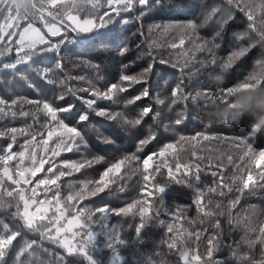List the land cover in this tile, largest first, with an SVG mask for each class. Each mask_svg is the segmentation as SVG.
Segmentation results:
<instances>
[{"label":"trees","instance_id":"1","mask_svg":"<svg viewBox=\"0 0 264 264\" xmlns=\"http://www.w3.org/2000/svg\"><path fill=\"white\" fill-rule=\"evenodd\" d=\"M51 2L0 0V25L14 5L23 17L20 28L27 24L42 26L43 21L61 23L63 20L66 23L65 17L70 12L82 19L97 20L100 13L107 11L105 20L108 22L99 31L96 27L92 32L79 34L67 29L63 34L49 37L53 45L59 42V47L48 51H42L46 45L35 50L17 51V36L0 40V99L5 101L0 108L7 113H0V133H4L0 136V154H7L9 143L13 144V152H19L33 134L37 141L46 138V125L55 126V122L45 114L44 102L57 108L75 105L71 113L58 112V117L77 128L86 145L79 151L61 152L58 157L51 158L44 170L35 177L29 176V184L20 185L29 198H33L31 189H36L34 199L37 204L31 205L33 213L40 201L46 202V219L41 222L37 218L36 223L47 224L49 219L59 215L57 208L64 213L59 221L63 225L77 219L83 223L84 218L78 214L85 208L115 211L145 198L149 204L155 202V206H159L162 198L166 209H183L182 218L175 222L178 227L201 233L199 241L194 236H185L184 248L190 256H201L192 264H264V243H260L259 231L264 226V180L258 179V174L264 170V160L258 158V153L264 151V131L251 134L252 128L264 129V120L250 114L240 119L233 116L237 101H243L250 90L264 89V49L260 47V37L264 38V0H148L146 6H136L118 15L109 10L106 0H101L104 7L98 11L92 9L88 0H75V8L63 2L55 5ZM248 14L253 18L251 21ZM249 41L255 42L250 51L225 69L223 64L229 56L242 47H249ZM25 53L30 55L29 59H23ZM17 60L21 62L17 63ZM149 63L154 68L147 84H131L120 79L123 75H138ZM253 76L255 78L250 79ZM115 84L126 87L127 91L117 93L112 101L80 91L82 88L106 91ZM177 84L183 88V98L171 96ZM145 87L150 90L149 97L135 101V96ZM59 94H65L66 99L59 100ZM86 99H97L94 110L87 109L83 102ZM28 100L36 103L29 104ZM129 100L133 102L129 104ZM148 106L151 112L142 116L143 108ZM13 111L15 117L11 114ZM99 111L118 112L121 116L113 120L98 115ZM22 112L28 115H21ZM82 113L86 114V119L80 123L77 117ZM137 118H141L140 125L125 123ZM177 118H181L182 123L176 124ZM12 127L23 129L26 134L18 132L13 142ZM200 133L209 139H204ZM153 135L155 138L150 139L142 151H137L139 141ZM181 136L186 139L182 141ZM191 137L196 139H189ZM56 140L57 137H53L49 148ZM245 142L253 152L245 154ZM170 143L174 145L173 149L160 156ZM38 155L45 154L38 150ZM47 155L51 157L50 152ZM127 155H136L139 160L126 162L118 172L105 177L104 191L80 199H67L70 194L95 189L96 183L85 188L84 181H99L109 167ZM149 155L152 160L145 173L143 160ZM94 157L102 159L79 171L63 167L65 161L79 163ZM16 162V158L9 162L13 175ZM177 163L181 165L179 171ZM197 163L199 183L193 178L195 167L191 176L183 175L184 164ZM158 165L161 167L155 171ZM23 166H31L27 155ZM49 167H53V172H48ZM170 170L177 178L190 181L192 187L172 182ZM61 171L66 175L55 185L38 184L41 179H54ZM2 172L3 164L0 163V174ZM144 174L150 175L146 188L143 187ZM248 175L254 177V187L247 181ZM0 180H3L0 236L10 235L12 231L20 233L9 247L3 264H13L17 252L26 243L33 244L22 258L27 264H92V261L95 264H184L179 252L162 242L169 235L166 228L153 221L137 237L138 217L132 219L131 213L122 218L109 213L106 224L94 223L95 239L88 257L78 252L70 253L60 246V235L51 240L48 235L24 226L16 214L17 203H21L22 210V202L15 196L17 186L2 175ZM244 182L249 183L248 188H243ZM157 184L167 185L162 194L155 192ZM194 188L203 191L205 204L211 201L205 211H211L213 215L205 216L197 209L193 203ZM209 188L216 191L209 192ZM8 190H13L12 197L7 195ZM57 193L59 203L54 198ZM237 197L238 202L232 204ZM136 211V208L132 209V212ZM148 214H152L151 207ZM160 218L166 222L171 220L163 212ZM217 222L219 229L215 227ZM117 229L125 243L109 247ZM78 231L81 229L76 227ZM217 233L222 236L223 243L209 261L207 240ZM50 235H57L55 227ZM249 239L256 240L251 247ZM244 254H247L246 260L242 259Z\"/></svg>","mask_w":264,"mask_h":264},{"label":"snow or ice","instance_id":"2","mask_svg":"<svg viewBox=\"0 0 264 264\" xmlns=\"http://www.w3.org/2000/svg\"><path fill=\"white\" fill-rule=\"evenodd\" d=\"M65 4H70L72 8L77 7L75 0H62ZM88 3L91 4V7L93 10L98 11L99 9L104 7V4L101 3V0H88ZM148 3V0H106L107 7L109 10L114 11L117 15L122 11L127 10H133L136 6L144 7ZM83 10V9H80ZM108 16V12H102L98 15L97 20L94 19H83L81 20L80 17L77 15H73L71 12L67 15L65 18L69 23L67 25L63 24V20L61 21V24L63 27L70 26L72 27L73 31H81V32H90L93 28H96L98 26L102 27L105 23L108 21L105 20V17ZM247 18L251 21L253 18L251 14H248ZM125 23L127 21H124ZM46 27L48 29V35L55 37L61 34V27H58L55 23L54 24H47L45 22ZM168 28H165V31H167ZM16 33H13L11 31L5 32V30H0V39H3L5 36H7L9 39L11 37L16 36ZM18 41L19 48L17 51H22L24 49L28 50H35L37 45H46L42 51H48L53 47L58 48L59 42H56L55 45L52 44L51 41H49L46 36L41 32V30H38L36 33H33L32 36H25L22 38L20 33H18ZM27 38V42H26ZM243 39V37H241ZM181 44L184 43L183 39L180 41ZM255 42L249 41V47H242L238 51H235L232 53V55L229 56L227 62L223 64V67L225 69H228L232 67L233 63L238 60L239 58L243 57L247 52L250 51L251 46H253ZM173 47H176L177 45H172ZM201 49H203V45L200 46ZM260 47L264 49V38L260 37ZM125 53L127 52V48L123 50ZM211 51V49H209ZM30 55L28 53H25V56L23 59H29ZM20 60H17V63H20ZM163 63V61H161ZM154 65L152 63H149L148 66L143 69L138 75H123L120 77L123 81L131 82V84H139L141 82L147 84L150 75L152 74ZM255 76L250 77V79H254ZM77 79H83L82 77H77ZM82 92H90L92 97H96L98 99L108 100L112 101L117 93H123L127 91V88L120 85L115 84L111 85L106 91H100L98 89L93 88H82L80 89ZM150 95V90L148 87H145L140 94H137L135 96V101L141 100V98H147ZM171 96L174 98H183V88L181 85L177 84L174 88V90L171 92ZM59 100L66 99L65 94H59L58 96ZM83 99V98H81ZM83 102L86 104L87 109L94 110V105L97 103V99H86L83 100ZM133 101L129 100L128 103L131 104ZM175 102V101H174ZM15 103V102H13ZM27 103L32 104L36 103L35 101L28 100ZM162 103V102H161ZM5 101L3 99H0V105H4ZM43 110L47 116L51 118L52 122H55V126L46 125L48 127V131L46 134V138H42L39 141H37L36 135L33 134L31 140L26 142L25 146H22V150L19 152H13L12 147L13 144L9 143L7 145V154H0V163L3 164V177H6L8 181H10L12 184L16 185L15 189V196L18 198L19 202H22V210H21V203H17L16 205V214L18 217L23 221V224L25 227H27L29 230L34 231H40L41 235H48V239L56 240L59 233L61 231L68 232L73 226L79 227L81 231L78 232H72L71 236H65L64 238L59 240L60 246L67 248L68 252H78L84 257L89 256V248L93 244L95 239L94 234V228L93 225L95 224H101L107 223V216L109 213L112 215L118 216V217H127L130 213L132 215V219L136 220L138 217V221L135 225V233L136 236L139 237L140 233L153 221H155V224L158 226H163L167 229V235L166 239L163 240V243L167 244V247L169 249H176L179 252L181 260L184 261V264H192V261H199L201 259L200 255L190 256L189 251L184 248V245L187 243V240L185 236L188 237L194 236L196 241L201 240V233L200 232H189L187 228L181 229L178 227L177 221H179L182 218L183 215V209L180 207H177L176 211H171L169 209L165 208L164 201L162 198L159 200V206H155V202L152 204H149L148 200L140 199L135 201L134 203L128 204L126 207L119 208L118 210H110V209H82L79 212V216H82L84 218L83 223L79 221V219L75 221H69L68 228H65L63 225L59 224V221L61 218H63V211H61L59 208H57V212H59L58 216H53L51 219L48 220L47 224H37L36 220L37 218L42 222L46 219L47 214V208L45 207V201H40L39 205L36 208L35 213H31L29 211L31 205L37 204V201L34 199L36 189L32 188V196L33 198H29L26 195L25 189L21 188L20 185L24 184L27 185L30 183L29 176L35 177L37 173L44 170V166L46 163L51 162V158L58 157L61 152H71L73 150L79 151L81 149V146L84 148L86 145L84 144V140L82 136L79 133V130L75 128L74 126H69L68 123L65 122L63 118L58 117V112L62 113H71L75 107L73 104H68L63 107H54L52 103L50 102H44ZM151 112V107H144L142 111V116H147ZM0 113H5L4 108H0ZM13 117H15L16 112L11 113ZM100 116H106L109 119H117L121 116L120 113L110 114L106 111H99L97 112ZM7 115V113H5ZM21 115H28L26 112H22ZM86 119V114H81L79 117H77V120L80 123H83ZM125 123H132L134 125H140L141 124V118H137L134 121H125ZM176 124L182 123L181 118H177L175 121ZM260 131H264V129H251V134H256ZM10 132L12 134L11 139L14 142L16 139V134L18 132L24 133L23 129H18L16 127H12L10 129ZM26 134V133H24ZM4 133H0V136H3ZM200 136H202L204 139H209L208 136H205L204 133H200ZM53 137H57V140L52 148H49L50 141L53 140ZM154 135L150 136L148 139H143L139 141L140 147L137 149V151H142L143 147L146 146L149 143L150 139H154ZM180 139L183 141L186 138L181 136ZM189 139L195 140L196 137H191ZM173 144H168L165 149H163L159 155L164 156L166 152L173 149ZM246 147V153L253 152V149L250 145H248L245 142ZM31 149V151H29ZM38 150L43 152L44 156L38 155ZM51 153V157H49L47 154ZM27 155V158L31 162L30 167H24V161L25 157ZM16 158V166H15V175H13L12 169L9 167V162L13 161V159ZM258 158L260 160H264V151H260L258 153ZM102 157H94L93 159H85L82 162H67L65 161L63 164V167L70 168L76 171H79L80 169L84 168L85 166L91 167L93 163H98ZM139 160V157L136 155H127L124 156L122 159L119 160V162L114 163L111 167H109L103 175L100 177L99 181H84V187L87 188L89 184L96 183L98 186L91 190L90 192L85 193L84 191L76 192L73 194L68 195L67 199L72 200L74 197L80 199L83 198L86 195H95L97 192L104 191L103 185H105V177H108L110 173L118 172L122 165H124L126 162L132 163L133 161ZM152 160V156L149 155L146 159L143 160V167L144 172H148L149 168V161ZM229 160L231 161V157H229ZM161 166L158 165L155 171H159V168ZM181 165L177 163L176 169L179 171ZM183 167L186 169L184 172V176H191L192 175V168L195 167L196 169V175L193 177L197 183L200 182V167L199 163L193 165V164H184ZM53 167L48 168V172H53ZM66 173L61 171L54 179H41L38 184L39 185H55L57 181L60 179V177L65 176ZM213 176L216 175L215 172L212 173ZM169 177L172 180V182L177 184H182L187 187H192L190 181L185 180L183 177L177 178L175 173H173L171 170L169 171ZM154 178V176L152 177ZM143 181L145 182L144 188L147 187V182L150 181V175L144 174L142 177ZM259 180H264V170H262L258 174ZM247 181L252 183V186H255V179L252 175L247 176ZM244 182L243 188H248L249 183ZM167 185L161 186L157 184L155 186V192H158L159 194H162L165 191ZM0 187H3V180H0ZM241 190V189H238ZM193 191L196 192V197L193 203L196 205L197 209L202 211L205 216H211L213 213L211 211H205V209L208 207V204L211 203V201H208V204H205L202 201L203 197V191L198 188H194ZM209 192H214L216 189L209 188ZM229 191H232L231 186H229ZM7 195L9 197L13 196V190H8ZM146 195V194H145ZM220 195H223L221 192ZM57 199V203H59L58 199V193L54 197ZM239 200V197H237L236 200L232 201V204H236ZM66 207H68L66 205ZM71 207H74L72 205ZM149 207L152 208V214H148ZM219 207V205H217ZM136 208V212H132V209ZM163 212L164 215L170 216L171 220L166 222L164 219H161V213ZM231 223V220L229 221ZM192 223V222H189ZM59 225V226H57ZM52 227L56 228V236L50 235L52 231ZM215 227L217 229L220 228L219 223L217 222ZM5 231H8L7 227L5 226ZM260 243H264V226L260 227ZM20 235L18 231H12L10 235L7 236H0V264H3V261L7 255V251L9 247L13 244L14 241L17 240V237ZM78 238V239H77ZM73 240H75V243H73ZM125 241H123L120 238V231L117 229L111 238V242L109 243V247H113L115 245H122ZM223 243L222 236L217 233L212 236H210L207 240L208 249H207V256L209 258V261H211L213 253L215 251H218L221 247V244ZM256 243V240L249 239L248 245L251 247L253 244ZM33 248L32 243H26L23 244L22 249H19L17 252L13 264H27V261L25 259H22L25 257V254L29 252L30 249ZM156 255H159V253H156ZM233 256L235 257V253H233ZM90 258V257H89ZM242 259H247V254H244L242 256ZM92 264H95V261H92Z\"/></svg>","mask_w":264,"mask_h":264},{"label":"rangeland","instance_id":"3","mask_svg":"<svg viewBox=\"0 0 264 264\" xmlns=\"http://www.w3.org/2000/svg\"><path fill=\"white\" fill-rule=\"evenodd\" d=\"M60 2H62V0H52L51 4L55 5V4L60 3ZM19 13L20 12H19V10H17L16 6L15 5L12 6L10 8V10L8 12H6L4 17L1 19L0 30H5V32L11 31L13 33L17 32V35H16L17 37H18V33H20L22 38L25 36V34H27V36H32L33 33H36L38 30H41V32L46 36V38L48 40H49V37H52V36L48 35V29L46 27L45 21L42 22V26H37V25H34V24H27V25H25V26L20 28V25L23 22V17H21ZM73 15H77V14H73ZM78 17H80V16H78ZM81 20H83V19L81 18ZM46 22H47V24H50V25L55 23L58 27H61L62 28L61 34L66 32L67 29L72 30V27H70V26L63 27L61 23H56V22H51V21H46ZM68 23L69 22L66 20V23H63V24L67 25ZM94 29L95 28H93L90 32H92ZM73 32H77L79 34H87V33H89V32H81L79 30L73 31ZM6 38L9 39L7 36H5L3 39H6ZM0 40H2V39H0ZM17 41H18V39H17ZM26 42H27V38H26ZM38 46H40V45H37L36 47H38ZM24 50H26V49H24ZM29 211L31 213L34 212V211H31V207H30ZM68 225H69V221H66V222L63 223V226L65 228H68ZM72 232H76V226H73L68 232L61 231L59 233L60 239L64 238L65 236H69L70 237ZM73 243H75V240H73ZM66 250H67V248H66Z\"/></svg>","mask_w":264,"mask_h":264},{"label":"clouds","instance_id":"4","mask_svg":"<svg viewBox=\"0 0 264 264\" xmlns=\"http://www.w3.org/2000/svg\"><path fill=\"white\" fill-rule=\"evenodd\" d=\"M245 114L264 120V89L250 90L243 101L236 102L234 118L240 119Z\"/></svg>","mask_w":264,"mask_h":264},{"label":"water","instance_id":"5","mask_svg":"<svg viewBox=\"0 0 264 264\" xmlns=\"http://www.w3.org/2000/svg\"><path fill=\"white\" fill-rule=\"evenodd\" d=\"M101 29V27L100 26H98V29H97V31H99Z\"/></svg>","mask_w":264,"mask_h":264}]
</instances>
